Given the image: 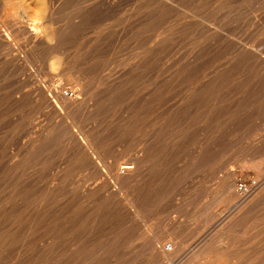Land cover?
<instances>
[{
    "label": "rangeland",
    "instance_id": "rangeland-1",
    "mask_svg": "<svg viewBox=\"0 0 264 264\" xmlns=\"http://www.w3.org/2000/svg\"><path fill=\"white\" fill-rule=\"evenodd\" d=\"M261 62L264 0H0V264H159L198 240L264 264ZM135 161L139 183L116 185L111 167ZM225 183L258 206L230 215Z\"/></svg>",
    "mask_w": 264,
    "mask_h": 264
},
{
    "label": "bare ground",
    "instance_id": "bare-ground-1",
    "mask_svg": "<svg viewBox=\"0 0 264 264\" xmlns=\"http://www.w3.org/2000/svg\"><path fill=\"white\" fill-rule=\"evenodd\" d=\"M40 1H42V0H40ZM41 4V3H40ZM5 5V4H4ZM13 10V9H12ZM11 10V11H12ZM13 12V11H12ZM16 12V11H15ZM14 13V12H13ZM19 13V12H18ZM13 15V14H12ZM14 16V15H13ZM16 17V16H15ZM14 17V18H15ZM15 20V19H14ZM44 32V31H43ZM47 32V31H46ZM199 33V32H198ZM207 33V32H206ZM45 34V33H44ZM46 35V34H45ZM205 35V34H204ZM34 36H35V34H34ZM48 36H49V34H48ZM55 35H53V34H51L50 35V37L52 38V37H54ZM37 37V36H36ZM47 37V36H46ZM38 38H39V36H38ZM55 38V37H54ZM44 39V38H43ZM48 39V38H47ZM209 39V38H208ZM41 40V39H40ZM45 40V39H44ZM49 40V39H48ZM56 40V39H55ZM195 40V39H194ZM43 41V40H42ZM49 41H51V40H49ZM33 43H35V46H36V44L38 43V44H40L41 42L40 41H38L37 39H35L34 41H33ZM32 43V44H33ZM192 43V42H191ZM188 45V44H187ZM9 48V47H8ZM70 48V47H69ZM200 48V47H199ZM243 48V47H242ZM239 50H241V52L243 51L241 48L239 49ZM244 50H247L246 48H244ZM249 51V50H248ZM241 52L239 51V53L241 54ZM246 52V51H245ZM244 52V53H245ZM52 53H54L53 54V56H52V60H56L57 61V63H54L53 65L54 66H59L61 63H60V58H59V51L58 50H53L52 51ZM244 53H242V55H244ZM247 53V55H248V52H246ZM250 54V53H249ZM246 55V54H245ZM244 55V56H245ZM177 56V55H176ZM252 56V55H251ZM255 56V55H254ZM174 57H175V55H174ZM54 58V59H53ZM255 59H256V57H254ZM234 59V58H233ZM232 59V60H233ZM236 59V58H235ZM234 59V60H235ZM239 59V58H238ZM54 60V61H55ZM177 60H178V57H176L175 59H174V62H175V64H177ZM194 60H195V55H194V52H192L191 54H189L188 55V57H187V59H186V63L188 64V66H190L191 64H195L194 63ZM260 60H261V58H260ZM220 62V61H219ZM263 62V61H262ZM262 62L260 63L261 65V67H264V64H262ZM258 63H259V61H258ZM221 64V63H220ZM232 63H230L229 65H231ZM178 65V64H177ZM196 65V64H195ZM176 66V65H175ZM186 66V65H185ZM188 66H186V67H188ZM218 66V65H217ZM62 67V66H61ZM185 67V68H186ZM194 67V66H193ZM231 66H229V68H230ZM51 68V67H50ZM52 68H54V67H52ZM175 68H177V66L175 67ZM197 68H199V67H196L195 69L197 70ZM178 69V68H177ZM193 70V68H190V72ZM186 71H187V69H186ZM198 71V70H197ZM196 71V72H197ZM222 71H224V70H222ZM175 72V71H174ZM178 72V71H177ZM193 73H195L194 72V70L192 71ZM187 73V72H186ZM213 73V72H212ZM216 73V72H215ZM241 73V72H240ZM178 74V73H177ZM180 75V74H179ZM195 75V74H194ZM204 75V76H203ZM202 75V78H201V82H202V84H207V83H209V82H213L216 78H219V77H217V76H212V75H210V74H203ZM219 75V74H218ZM131 76V75H130ZM176 76V75H175ZM188 76V75H187ZM220 76V75H219ZM180 78V77H179ZM82 79V78H81ZM175 81H176V79H174ZM218 80V79H217ZM234 81V80H233ZM210 83V84H211ZM223 83V82H222ZM209 85V84H208ZM184 86V85H183ZM197 86H198V84H197ZM176 87V86H175ZM53 88V87H52ZM38 89H40L39 90V93L38 94H40L41 95V97L43 98V101H44V104L46 103L47 105H51V106H53V110H55V107H56V109H58L57 107V104H61L62 105V108H64V107H68V108H70V110H71V108L73 107V105L74 104H77V107H75V111L77 110H79L80 108H82V103H79L77 100H72L71 99V97L70 96H67L66 94H63V92L62 93H60V94H58V92L57 91H54L56 94H54V96H52L53 95V93H49V94H46L45 92H43L42 91V89L41 88H38ZM136 89V88H135ZM138 89V88H137ZM54 90V89H53ZM38 91V90H37ZM50 91V90H49ZM60 91V90H59ZM211 91V90H210ZM218 91V90H217ZM199 92L200 91H193L192 93H190V95L188 96V100L187 101H189V99H191L192 100V98H194L195 96H197L198 94H199ZM216 92V91H215ZM152 93V92H151ZM68 94V93H67ZM202 94V93H201ZM218 94V93H217ZM37 95V94H36ZM39 95V96H40ZM199 96V95H198ZM202 96V95H201ZM201 96H199V98L201 97ZM53 97H55V99L53 100ZM127 97V96H126ZM185 97V96H184ZM187 97V96H186ZM154 99V98H153ZM184 99V98H183ZM185 100V99H184ZM190 100V101H191ZM178 101V100H177ZM176 101V103H175V105H173V107L175 106L176 107V109L178 110L180 107L182 108V106H183V104L184 103H186L185 101H183L182 99H180V101H178L177 102ZM126 102V101H125ZM32 104H33V102H32ZM54 104V105H53ZM35 106V105H34ZM64 106V107H63ZM158 107V106H157ZM37 108V107H36ZM51 108V107H50ZM85 108V107H84ZM132 109V108H131ZM130 109V110H131ZM175 109V110H176ZM67 110V109H66ZM82 110V109H81ZM85 110V109H84ZM35 111V110H34ZM68 111H69V109H68ZM76 111V112H77ZM87 111V109L85 110V112ZM174 111V110H173ZM180 111V110H179ZM73 112V110H71V113ZM128 112V111H127ZM126 112V113H127ZM145 112V111H144ZM149 112V111H148ZM177 112V111H176ZM74 113V112H73ZM68 114H70V113H68ZM50 115V114H49ZM131 115V114H130ZM56 116V115H55ZM64 116V115H63ZM177 116H178V114H177ZM31 117H32V115H31ZM59 118V117H58ZM146 118V117H145ZM60 119H62V118H60ZM74 119V118H73ZM56 120V119H55ZM182 120V119H181ZM52 121V120H51ZM139 121H140V119H139ZM93 122V121H92ZM34 123V122H33ZM76 123V122H75ZM105 123V122H104ZM136 123V122H135ZM30 124V123H29ZM65 126V125H64ZM70 126V125H69ZM72 126V125H71ZM131 126H132V124H131ZM34 127V126H33ZM60 130V129H59ZM130 130V129H129ZM72 131H73V129H72ZM107 131H108V129H107ZM45 132V131H44ZM82 133H83V131H82ZM96 133V132H95ZM98 134H100V132H97ZM108 133V132H107ZM41 134H42V132H41ZM81 134V133H80ZM86 134V133H85ZM118 134V133H117ZM73 135V134H72ZM71 135V136H72ZM106 135V134H105ZM44 136H45V134H44ZM103 136V135H102ZM95 137V136H94ZM104 137V136H103ZM100 138H101V136H100ZM105 138V137H104ZM110 138V137H109ZM112 138V137H111ZM71 139V138H70ZM75 139V138H74ZM94 140H95V138H93ZM106 139V138H105ZM41 140V139H40ZM150 140H151V138H150ZM77 140L75 139V142H76ZM93 141V140H92ZM32 142V141H31ZM49 142V141H48ZM105 142V141H104ZM109 142V141H108ZM37 143V142H36ZM44 143V142H43ZM74 143V142H73ZM78 144H79V142H77ZM76 143V144H77ZM87 143V142H86ZM90 143H92V142H90ZM95 143V142H94ZM99 143V142H98ZM97 143V144H98ZM107 143V142H106ZM83 144V143H82ZM100 144H101V142H100ZM43 145V144H42ZM81 145V144H80ZM94 145V144H93ZM99 145V144H98ZM112 145V144H111ZM76 146V145H75ZM95 146H96V144H95ZM95 146H94V148H95ZM101 146V145H100ZM103 146V145H102ZM79 147V146H78ZM82 147H83V145L81 146V149H82ZM93 147V146H92ZM104 147H106V146H104ZM34 149V148H33ZM36 149V148H35ZM34 149V150H35ZM80 149V148H79ZM80 149V150H81ZM84 149H85V147H84ZM87 149V148H86ZM96 149V148H95ZM97 149H98V147H97ZM103 150V149H102ZM101 150V151H102ZM81 151H83V150H81ZM36 152V151H35ZM78 152V151H77ZM83 152H85V150L83 151ZM152 152V151H151ZM97 153V152H96ZM138 153V152H137ZM34 154V153H33ZM72 154V153H71ZM98 154V153H97ZM100 154V153H99ZM104 154V153H103ZM136 154V153H135ZM141 154V153H140ZM82 155V154H81ZM85 155H86V157H88L89 159V161H88V163L90 162V164H93V165H95V167L94 166H92V167H94V168H96V174H100V171H101V169H100V165L98 164V162L95 160V158L93 157V155H91L89 152H85ZM96 155V154H95ZM107 155V154H106ZM30 156H31V154H30ZM98 156H101V155H98ZM32 157H34V156H32ZM31 157V158H32ZM128 157V156H127ZM146 157V156H145ZM100 158H102V156L100 157ZM29 159V158H28ZM33 159H35V158H33ZM98 159V158H97ZM103 159V158H102ZM263 159V158H262ZM36 160V159H35ZM116 160V159H115ZM129 160V159H128ZM101 161V160H100ZM130 161V160H129ZM134 161V160H133ZM143 161V160H142ZM125 162V161H124ZM128 162V161H127ZM35 163V162H34ZM85 163V162H84ZM87 163V162H86ZM116 163V162H115ZM121 163V162H120ZM133 163V162H132ZM9 164V163H8ZM135 164V165H134ZM132 166L131 165H129L128 163H126L123 167H118V166H116V167H118V168H115V167H111V174H112V179H114L115 180V183H116V185H119V186H125V185H133L134 183H136V182H138V180L137 179H139L138 177L140 176V170L141 169H139V165H140V162L139 161H135V163H134ZM39 165V164H38ZM110 165V164H109ZM108 165V166H109ZM5 167V166H4ZM64 167V166H63ZM140 167H142V166H140ZM109 168V167H108ZM107 168V169H108ZM91 169V168H90ZM115 169V170H114ZM40 170V169H39ZM114 170V171H113ZM92 171H94V170H92ZM110 172V171H109ZM94 175V174H93ZM20 176V175H19ZM105 176H106V174H105ZM94 178H95V176H94ZM98 178V177H97ZM96 178V179H97ZM263 180H264V177H263ZM263 180H262V182H263ZM111 181V180H110ZM33 182V181H32ZM81 182H83V181H81ZM98 182V181H97ZM103 182V181H102ZM65 183V182H64ZM139 183V182H138ZM104 184V183H103ZM107 184V183H106ZM61 185V184H60ZM66 185V184H65ZM95 185V184H94ZM93 185V186H94ZM99 185V184H98ZM101 185V184H100ZM225 188H226V190H228L229 192H228V198L229 199H227L228 201L229 200H231L232 202H235V208H231V210H230V215L231 214H233L234 212V214H235V217L238 219V217L240 218V214L242 213V212H246V211H248V210H250V209H252V208H255V207H257L258 206V201H256V196H253L254 195V193H252L251 192V194H250V192H249V194H245L243 197H240L239 195H238V193L237 192H235V191H233V189H232V187H231V185H229V183H225ZM264 185V182H263V184H261V185H259L258 186V188L256 189V190H258L259 188H261L262 186ZM102 186V185H101ZM104 186V185H103ZM109 192H110V194L111 195H113V193L115 192V185L114 186H104ZM131 187V186H130ZM85 188V187H84ZM95 188V187H94ZM101 188V187H100ZM103 188V187H102ZM264 188V187H263ZM263 188H261V189H263ZM132 189V188H131ZM255 190V191H256ZM67 191H69V190H67ZM101 191V190H100ZM129 191V190H128ZM254 191V192H255ZM264 191V190H263ZM262 191V192H263ZM78 192V191H77ZM76 192V193H77ZM91 192V191H90ZM133 192V191H132ZM63 193H64V191H63ZM83 194V193H82ZM98 194H100V193H98ZM101 194H103L102 192H101ZM263 195H264V193H262ZM38 195V194H37ZM108 195V194H107ZM88 196H90V195H88ZM99 196V195H98ZM102 196V195H101ZM91 197V196H90ZM100 197V196H99ZM107 197V196H106ZM103 198H104V194H103ZM108 198V197H107ZM119 198V197H118ZM260 198V197H259ZM264 198V197H263ZM263 198L261 199V200H263ZM71 199V198H70ZM106 199V198H105ZM131 199V198H130ZM129 199V200H130ZM255 199V200H254ZM82 200H83V197H82ZM116 200V199H115ZM128 200V201H129ZM257 200H258V198H257ZM261 200H260V202H261ZM40 201V200H39ZM94 201V200H93ZM71 202V201H70ZM61 203V202H60ZM68 202H66V204H67ZM137 203V202H136ZM229 203V202H228ZM79 204V203H78ZM80 204H81V201H80ZM84 204V203H83ZM82 204V205H83ZM226 204V203H225ZM262 204V203H261ZM72 205V204H71ZM89 205V204H88ZM93 205V204H92ZM125 205V204H124ZM74 206H75V204H74ZM77 206V205H76ZM80 206V205H79ZM65 207V206H64ZM78 207V206H77ZM85 207V206H84ZM89 207V206H88ZM124 207V206H123ZM229 207V206H228ZM32 208H34V207H32ZM65 208H67V207H65ZM64 208V209H65ZM70 208V207H69ZM69 208H67V209H69ZM76 208V207H75ZM79 208V207H78ZM81 208V207H80ZM79 208V209H80ZM60 209V208H59ZM87 209V208H86ZM89 209V208H88ZM141 209V208H140ZM49 210V209H48ZM60 210H62V208L60 209ZM66 210V209H65ZM94 210V209H93ZM33 211V210H32ZM75 211V210H74ZM30 212V211H29ZM28 212V213H29ZM34 212V211H33ZM59 212V211H58ZM82 212H84V210L82 211ZM139 212V211H138ZM32 213V212H31ZM30 213V214H31ZM60 213H61V211H60ZM63 213V212H62ZM74 213V212H73ZM68 214V213H67ZM53 215V214H52ZM62 215V214H61ZM61 215H59V216H61ZM70 215V214H69ZM250 215V214H249ZM238 216V217H237ZM65 217V216H64ZM67 217V216H66ZM72 217V216H71ZM71 217H70V219H71ZM78 217V216H77ZM69 218V217H68ZM68 218H66L67 220H68ZM46 220H47V218H46ZM63 220V219H62ZM135 220V219H134ZM58 221V220H57ZM64 221H65V219H64ZM64 221H62V222H64ZM69 222V221H68ZM49 223V222H48ZM43 224V223H42ZM64 224H66V223H64ZM68 224V223H67ZM66 224V225H67ZM66 225H64V226H66ZM62 226H63V224H62ZM20 227V226H19ZM36 227V226H35ZM32 231V230H31ZM11 235V234H10ZM227 235H229V234H227ZM174 236V235H173ZM1 237V236H0ZM231 237V236H230ZM2 238V237H1ZM3 238H5V236L3 237ZM12 238H13V236H12ZM172 238V237H171ZM200 239V238H199ZM3 240H5V239H3ZM2 240V241H3ZM13 240V239H12ZM160 240V239H159ZM202 240H204V238L202 239ZM156 241H157V239H156ZM230 241V240H229ZM165 242V241H164ZM201 242L202 241H200L199 242V240L197 241V243H195V244H193V245H195L194 247H193V249L191 248V251H189L188 250V248L187 247H184L183 245L181 246V248H177V247H173L172 245H170L169 246V249H168V247H167V245H165L164 246V250L161 252V256H160V258H159V264H167V259H169L168 261H172V260H174V262H177V261H179L180 259H185V258H187V262H184L185 264H207V263H209V264H234V260H235V257L234 256H232V254L231 255H225V253H220V252H216V250L214 249V251L213 252H211L210 251V249L209 248H207V249H205V250H203V251H201V252H198V248L199 247H201L200 246V244H201ZM231 242V241H230ZM3 243H4V241H3ZM203 243V242H202ZM2 244V243H1ZM154 246H155V243H152ZM165 244V243H164ZM5 245V244H4ZM233 246V245H232ZM215 247V246H214ZM7 249V248H6ZM1 252H2V249H1ZM191 253H193V256H191L192 254ZM2 254V253H1ZM205 258H208V261H205ZM240 258V257H239ZM214 259V260H213ZM158 260V259H157ZM213 260V261H212ZM207 262V263H206ZM169 264H173V262L172 263H169ZM174 264H177V263H174Z\"/></svg>",
    "mask_w": 264,
    "mask_h": 264
},
{
    "label": "built area",
    "instance_id": "built-area-1",
    "mask_svg": "<svg viewBox=\"0 0 264 264\" xmlns=\"http://www.w3.org/2000/svg\"><path fill=\"white\" fill-rule=\"evenodd\" d=\"M67 93H69L70 95L73 94L72 92H69V91L68 92L66 91L65 94H67ZM238 190L240 191V193H242L244 195V194L251 192L252 188H251V186H248L245 183H239Z\"/></svg>",
    "mask_w": 264,
    "mask_h": 264
}]
</instances>
